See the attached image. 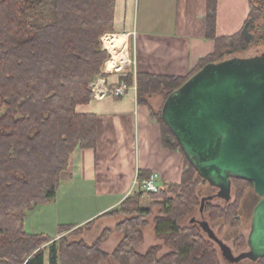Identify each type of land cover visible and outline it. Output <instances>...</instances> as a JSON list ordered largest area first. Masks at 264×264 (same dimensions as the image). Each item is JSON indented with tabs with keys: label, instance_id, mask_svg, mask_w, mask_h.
I'll list each match as a JSON object with an SVG mask.
<instances>
[{
	"label": "trees",
	"instance_id": "obj_1",
	"mask_svg": "<svg viewBox=\"0 0 264 264\" xmlns=\"http://www.w3.org/2000/svg\"><path fill=\"white\" fill-rule=\"evenodd\" d=\"M218 1L207 0V37L215 41L214 51L200 59L190 75L120 76L128 86L136 81L138 101L149 107L152 118L162 126L167 148L183 152L163 118L167 99L206 65L242 57L235 54L252 45L264 47V23L257 30L258 21L264 19V0H249V14L241 29L227 36L216 35ZM41 4L48 6L47 17L39 14ZM115 10L116 0H0V264H45L47 250L49 264H101L110 256L101 243L114 229L122 234L112 253L119 264H221L215 241L204 237L201 225L181 223L197 204L198 185L209 184L184 152L181 183H164L158 191L139 189L127 197L118 208L99 216L122 215L124 219L114 229L106 227L92 243L71 239L69 234L54 239L26 231L28 212L56 197L61 173L69 169L74 151L96 147V115L80 113L77 106L90 103L92 82L106 75L103 68L109 52L103 37L114 32ZM161 94L164 100L156 111L152 99ZM237 183L253 186L251 181L234 178L232 185ZM144 198L150 201L149 207L142 206ZM204 199L200 206L210 217L239 222L232 196L225 205ZM155 205L160 209L154 219L155 233L171 243L161 256L158 245L145 253L137 249ZM257 261L264 264V258Z\"/></svg>",
	"mask_w": 264,
	"mask_h": 264
},
{
	"label": "crops",
	"instance_id": "obj_2",
	"mask_svg": "<svg viewBox=\"0 0 264 264\" xmlns=\"http://www.w3.org/2000/svg\"><path fill=\"white\" fill-rule=\"evenodd\" d=\"M249 10V0H219L216 35L238 32ZM112 34L116 43L109 36L106 44H116V52L125 58L124 69L113 72L112 64L106 62V75L93 82L108 94L77 106L80 113L96 115V147L74 151L69 169L61 173L56 197L38 206L41 216L37 220L26 218L29 233L55 234L51 236L58 239L69 232L60 226H81L118 208L138 191V182L149 173L158 175L159 185L182 181L185 156L164 146L162 126L152 118L149 107L138 101L136 81L123 96L111 91L127 73L190 75L215 48V41L207 37V0H116ZM78 202H83L80 211ZM46 221L52 225L51 233L41 227ZM48 256L47 250L45 264H49Z\"/></svg>",
	"mask_w": 264,
	"mask_h": 264
},
{
	"label": "water",
	"instance_id": "obj_3",
	"mask_svg": "<svg viewBox=\"0 0 264 264\" xmlns=\"http://www.w3.org/2000/svg\"><path fill=\"white\" fill-rule=\"evenodd\" d=\"M163 118L224 199L232 196L234 178L253 183L260 198L243 255L264 258V52L206 65L167 99Z\"/></svg>",
	"mask_w": 264,
	"mask_h": 264
},
{
	"label": "rangeland",
	"instance_id": "obj_4",
	"mask_svg": "<svg viewBox=\"0 0 264 264\" xmlns=\"http://www.w3.org/2000/svg\"><path fill=\"white\" fill-rule=\"evenodd\" d=\"M41 11L39 10V14H43V16H48V6L47 5H40ZM264 23V19H261L257 23V30L262 29V24ZM261 27V28H260ZM110 32L107 34L113 35ZM105 34V35H107ZM115 43H116V36H114ZM111 40V39H109ZM105 42V43H104ZM107 40L103 37V44L108 47V50L110 51L111 46L106 44ZM114 43V44H115ZM107 50V51H108ZM108 51V52H109ZM111 52H109V57L107 60H111V58L117 54H120V51L116 52V44L114 46V50L111 49ZM264 52V47H258L256 45H252L249 49H247L243 53H237L235 55H239L242 57L245 56H256ZM119 59V57H117ZM115 59V57H114ZM117 60V59H116ZM107 62L112 64V70L113 72L115 69L113 68L112 62ZM117 62V61H116ZM105 67V64H104ZM103 70H106L103 68ZM111 70V69H110ZM116 72V71H115ZM121 71L117 72L120 73ZM130 74V73H127ZM164 100V95H155L152 99L153 104L155 105L156 111L160 109L162 103ZM140 187H138V190ZM241 189V191H240ZM196 193H198V198L196 199L197 204L194 205L192 214L184 217L181 220V223L183 226H190L192 225V222H197L199 225H201L203 231L202 234L204 237L212 239L215 241V251L216 256L219 258V262L221 264H263L259 261H254L252 258L250 259L247 256H244L246 252L249 251L248 244H245V241L248 239V235L250 232L251 227V219H252V212L255 204L259 200V196L255 193L254 187L250 184H243V183H237L235 186H233L232 189V199L235 198V204L238 206V212H239V222L236 224H231L226 221L224 218H213L210 217L209 212H205L203 210V206H200V199L205 196L206 201L210 200L214 204H222L225 205L227 200L224 199L222 196L219 195V190L215 187H212L208 183H202L199 184ZM150 201L147 198L143 199L142 206L143 207H149ZM83 205V202H78L77 206L79 207L78 210L80 211L81 207ZM39 207L32 208L27 216L28 222L31 218L35 217L34 219H38V216H41L38 214ZM82 211V210H81ZM159 207L154 206L151 216L148 217L149 224L143 228V240L138 246V251L141 253H145L149 247L153 245H158L160 247L158 254L161 256L162 254H165L168 252L170 248V240L167 238L157 237L154 226H155V217L159 214ZM37 212V213H36ZM33 214V215H32ZM124 219V216L118 215V216H102L98 219L92 221L91 223L84 224L77 227H72L69 229L68 237L75 240L84 239L85 241L92 243L95 240L98 239V237L104 232V229L106 227H111L112 229L115 228L116 224ZM194 220V221H193ZM205 222V223H202ZM207 223V224H206ZM40 223H38L39 225ZM36 225V226H38ZM43 229H46L48 232H52L53 228L52 225L49 223V221H46V225H41ZM208 227V229H207ZM56 231V229H54ZM65 234V235H66ZM55 235V234H51ZM122 239V234L117 232L115 229L111 233V235L101 243V248L110 254V256L104 260L101 264H119L113 257L112 253L119 244V242ZM51 245V242L47 244V247Z\"/></svg>",
	"mask_w": 264,
	"mask_h": 264
},
{
	"label": "built area",
	"instance_id": "obj_5",
	"mask_svg": "<svg viewBox=\"0 0 264 264\" xmlns=\"http://www.w3.org/2000/svg\"><path fill=\"white\" fill-rule=\"evenodd\" d=\"M109 36H113V35L107 34L104 36V39ZM111 61H115L114 56L111 58L109 62ZM116 61L113 62L114 63L113 68L118 72L122 71V69H124V64H126L125 58L124 57L122 58V56H120L119 59ZM91 87L93 90V96H95L96 98H102L106 96V94H108V90L106 89L102 90V89L97 88L96 82H93L91 84ZM128 88L129 86L126 84V82L123 80H120L117 86L111 91V94L117 97L123 96ZM157 178H158V175L156 173L150 174L148 177L144 178L141 182H138V185L141 190L158 191L160 189V185L157 183Z\"/></svg>",
	"mask_w": 264,
	"mask_h": 264
},
{
	"label": "bare ground",
	"instance_id": "obj_6",
	"mask_svg": "<svg viewBox=\"0 0 264 264\" xmlns=\"http://www.w3.org/2000/svg\"><path fill=\"white\" fill-rule=\"evenodd\" d=\"M110 46H111V49H113V50H114V46H115V45H113V44H112V45H110ZM111 49H110V50H111ZM117 56H119V57H120V56H122V54H121V53H120V54H117Z\"/></svg>",
	"mask_w": 264,
	"mask_h": 264
}]
</instances>
